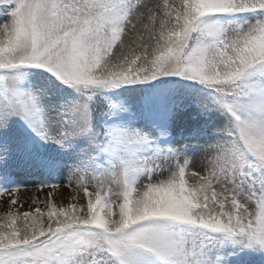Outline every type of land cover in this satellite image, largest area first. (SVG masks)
Segmentation results:
<instances>
[{"label":"snow or ice","instance_id":"6c2138e0","mask_svg":"<svg viewBox=\"0 0 264 264\" xmlns=\"http://www.w3.org/2000/svg\"><path fill=\"white\" fill-rule=\"evenodd\" d=\"M0 264H264V0H0Z\"/></svg>","mask_w":264,"mask_h":264},{"label":"rangeland","instance_id":"374dc122","mask_svg":"<svg viewBox=\"0 0 264 264\" xmlns=\"http://www.w3.org/2000/svg\"><path fill=\"white\" fill-rule=\"evenodd\" d=\"M35 185V181H30L29 183H28V186H34Z\"/></svg>","mask_w":264,"mask_h":264}]
</instances>
